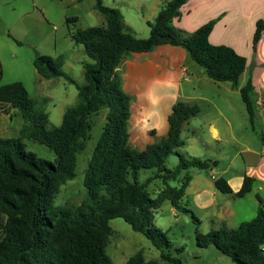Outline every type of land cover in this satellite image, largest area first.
Here are the masks:
<instances>
[{
  "label": "trees",
  "instance_id": "1",
  "mask_svg": "<svg viewBox=\"0 0 264 264\" xmlns=\"http://www.w3.org/2000/svg\"><path fill=\"white\" fill-rule=\"evenodd\" d=\"M188 1L168 2L153 21L147 22L150 36L139 38L126 28L119 10L106 6L104 0H95V9L105 17L106 25L71 32L73 41L84 47L90 59L84 65L83 85L63 71L64 56L37 53L34 67L42 78L62 77L78 91V103L65 111L58 127L48 128V113L30 97L23 83L0 85L1 109L16 110L23 120L17 137L0 138V215L6 216L0 228V264H115L107 249L113 234L110 222L116 218H122L147 238L166 264H184L178 255L185 248H175L167 232L156 225L155 215L170 202L176 211L192 214L200 223L193 209L184 203L193 179L191 171L211 170L218 162L191 157L180 150L185 146L184 125L201 110L177 102L168 118L166 137L144 149L135 148L130 134L132 97L123 88L119 69L133 53H149L162 45L180 47L209 79L239 89L252 125L257 101L251 73L244 86H239L248 67L247 59L232 47L210 42L215 21L192 34L174 26V19ZM67 21L76 23L78 18ZM263 33L264 19H260L253 37L254 52ZM2 74L0 63V79ZM102 112H106L105 124L85 172L86 197L79 205L56 208L61 188L77 176L78 156L87 149L94 117ZM27 141L46 146L56 156L55 161L28 152ZM174 153L179 162L168 168L167 161ZM148 171L152 175L142 179ZM156 182L161 187L153 195L149 188ZM256 182L245 177L237 194L224 178L216 181V187L223 194L245 198ZM196 243L200 248L216 247L237 264H264L262 204L252 221L236 228L222 227L208 233L198 230ZM127 264L158 262H147L139 251Z\"/></svg>",
  "mask_w": 264,
  "mask_h": 264
},
{
  "label": "rangeland",
  "instance_id": "2",
  "mask_svg": "<svg viewBox=\"0 0 264 264\" xmlns=\"http://www.w3.org/2000/svg\"><path fill=\"white\" fill-rule=\"evenodd\" d=\"M94 0H86L84 3H78L74 0H0V63L2 65V78L0 85H8L15 82H21L28 90L30 97L38 101L49 115L48 128L61 125L65 111L78 103V91L76 86L69 83L66 79L59 77L50 80L42 78L34 67V61L37 53L53 58L64 56L65 65L63 71L72 77L78 84L83 85L85 80L84 65L90 62V59L84 51V47L77 45L71 32L77 29H88L91 27H100L105 25V17L97 12H93ZM77 17L76 23H68V18ZM136 26L135 34L140 38H148L146 27ZM21 42L18 45L11 37ZM241 46H245L244 39L236 40ZM191 72V82L185 83L186 93L192 96L188 103L200 108V114L193 120L195 126L207 121L213 114L214 105L225 112H231L238 118L234 120L236 127V136L241 143L258 148L261 147L260 133L264 130V122L255 119L253 127L247 121V109L242 101L241 95L237 89L234 93L227 94L226 88L229 83L215 82L207 77L204 69L195 64L192 60L188 61ZM249 76L247 74L240 78L239 86H243ZM229 98L226 100V98ZM106 112L94 117V126L91 131V138L88 141L87 149L78 156L77 176L61 188L56 200V208L65 206L79 205L85 199L87 189L84 186L85 172L93 150L101 137L102 128L105 124ZM23 124L22 118L15 121L14 130H20ZM202 136L204 133L199 132ZM189 134H184L187 139ZM206 139L210 137L206 134ZM213 143V149L202 148V153H206L208 160L210 155L232 156L236 152V146H228L221 149L216 142ZM26 150L35 153L38 157L49 161H55L56 156L44 145L35 142H26ZM181 153L188 155L190 149L183 147ZM219 161L218 169L226 168L229 160L211 157ZM179 162V156L174 153L168 161L167 167L173 168ZM242 163L239 157L237 164ZM217 173L219 170L213 167ZM192 172H201L205 176H210V170L193 169ZM193 174V173H192ZM148 171L142 175V179L151 176ZM210 178V177H208ZM161 187L159 182L150 186L149 190L154 195ZM220 196L229 197L226 194ZM248 198V197H247ZM239 216L235 219V226L241 221H247L253 217L252 202L246 199H239L236 206ZM196 216L199 214L195 213ZM156 225L167 232L168 239L174 243L175 248L184 247L182 254L178 255L184 264H237L229 257L223 255L216 247L200 248L196 243V232L199 230L208 233L216 230L210 223L201 225L192 216V214L176 211L169 202H166L162 209L156 213ZM256 216V215H255ZM6 221L5 215H0V228ZM113 234L110 239V245L107 249L115 264H127L128 260L137 252L144 253L146 261H157L158 264H166L160 257V251L142 234L135 232L129 224L122 218L113 219L110 222ZM226 229H232L225 227ZM177 256V253H174Z\"/></svg>",
  "mask_w": 264,
  "mask_h": 264
},
{
  "label": "crops",
  "instance_id": "3",
  "mask_svg": "<svg viewBox=\"0 0 264 264\" xmlns=\"http://www.w3.org/2000/svg\"><path fill=\"white\" fill-rule=\"evenodd\" d=\"M74 1L84 3L86 0ZM170 1L104 0V3L110 8L119 10L126 28L134 33H136V26L143 29L141 26L143 24L146 27L144 34L147 36L148 31L150 32L147 22L153 21ZM92 5L93 12L97 15L95 0ZM260 19H264V0H190L181 8L180 16L173 22L177 29L192 34L202 26L215 21L210 42L213 45L232 47L247 59V69L249 74L251 73L257 93L253 125L247 114V121L253 127L255 119L264 122V33L257 50L254 52L252 49L256 23ZM240 39H244V48L236 41ZM189 60L191 58L184 49L162 45L149 53H133L121 65L119 74L123 88L132 97L130 134L131 143L135 148L144 149L148 144L166 137L169 130L168 118L173 106L177 102L189 104L188 101L192 100L193 97L186 93L184 88L185 83L191 82L193 73H197H192L189 69ZM246 74L247 70L244 75ZM226 91L227 94L234 93L231 84L227 86ZM237 91L240 94L239 89ZM228 98L229 96L226 100ZM214 108L210 118L200 125L193 124L195 118L184 125L182 139L185 142L184 147L187 150L190 149L188 156L206 158L207 155L202 153V148L213 149L211 141L216 142L221 149L235 145L237 150L232 156L220 153L208 157V160L218 162L215 167L217 169L220 163L211 157L229 160L227 167L218 169L217 173L214 168L207 173L210 176L191 171L193 179L187 189L184 203L189 205L194 213L199 214L197 217L201 225L210 223L214 228L233 229L236 228L233 227L235 219L239 216L236 208L239 199L252 202L254 215L250 220L254 219L261 204L264 208V130L260 133L261 147L258 148L257 145L250 147L241 143L236 136L234 120L238 117L231 112L222 111L216 105ZM20 118L16 110L9 108L5 112L0 106V138L17 137L20 130H14L16 135L13 136L10 133L14 129L15 121H19ZM200 131L204 133V136L207 134L210 139L202 136ZM186 132L189 135L185 140ZM239 157L242 158L241 164H237ZM245 177L257 180L253 191L245 198H237L233 195L220 196L223 193L216 187V181L219 178H224L234 194H237L243 186ZM173 212L176 214L174 208ZM248 221H241V223Z\"/></svg>",
  "mask_w": 264,
  "mask_h": 264
}]
</instances>
